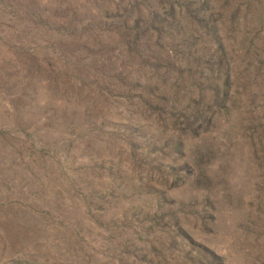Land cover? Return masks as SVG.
I'll list each match as a JSON object with an SVG mask.
<instances>
[{
	"label": "rangeland",
	"instance_id": "rangeland-1",
	"mask_svg": "<svg viewBox=\"0 0 264 264\" xmlns=\"http://www.w3.org/2000/svg\"><path fill=\"white\" fill-rule=\"evenodd\" d=\"M134 1L0 0V264H264V0L248 31L237 2L238 85L192 135L205 59L166 28L133 48Z\"/></svg>",
	"mask_w": 264,
	"mask_h": 264
},
{
	"label": "trees",
	"instance_id": "trees-1",
	"mask_svg": "<svg viewBox=\"0 0 264 264\" xmlns=\"http://www.w3.org/2000/svg\"><path fill=\"white\" fill-rule=\"evenodd\" d=\"M238 1L245 2L247 7H245L240 17L241 25L243 23L244 29H247V31L250 27L257 29L260 24L256 25L255 20H258L261 16L259 15L257 18L258 15H254L257 12L251 14L252 10L248 8L251 3L248 0H135L133 2L134 8H138V2H140V5L146 4L149 12V16L143 18V27H139L138 17L133 23L134 34H131L132 38L129 41L133 48L138 47V41L142 36L160 37L166 28V31H170L175 34L174 37H178L184 49V59L189 52V58L185 59L186 66L191 64L192 50L197 54V58H194V60L200 61L198 57L205 59L208 74L205 77L203 86L205 85L209 89L205 92L199 91L197 94V90L201 87L192 91L188 89L186 90V97H184V101L190 108L189 113H191L185 123L189 135L195 134V130L213 122L210 119L213 113L225 111L226 106L231 102L230 96L238 85L236 73L233 70L236 66H234L235 64L230 56L232 47L224 37L232 29L235 22L234 19L237 16L235 9ZM228 5L233 6V11L230 14L225 10ZM250 14L251 20L248 18ZM217 23H221L222 26ZM198 38H202L203 43H197ZM202 44L203 47H200ZM241 48L243 49L240 56L242 66L241 61L248 59V51L257 52L258 47L251 40L250 43L245 42ZM166 62L172 63L169 58ZM208 81H210V84L214 83L215 87L210 86ZM262 118L264 119V114H262ZM254 128H260L261 147L257 143H251V145L253 149L254 146L260 149L261 153L256 156L257 158L262 156L260 162V165H262L264 164V126L249 127V131L253 133Z\"/></svg>",
	"mask_w": 264,
	"mask_h": 264
}]
</instances>
